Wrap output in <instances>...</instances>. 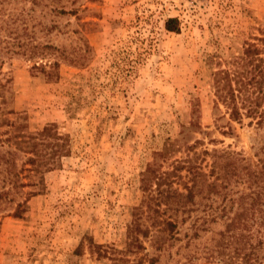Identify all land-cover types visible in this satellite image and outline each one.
<instances>
[{
	"label": "rangeland",
	"instance_id": "rangeland-1",
	"mask_svg": "<svg viewBox=\"0 0 264 264\" xmlns=\"http://www.w3.org/2000/svg\"><path fill=\"white\" fill-rule=\"evenodd\" d=\"M1 4L4 14L12 11L24 22L20 43L57 49L42 59L0 56L3 106L12 110L3 116L29 132L55 125L67 136L69 151L58 166L42 170L38 188H24L31 195L20 216L0 211V264H148L139 260L153 252L148 241L142 242L145 250H127L125 231L141 197L140 174L154 151L198 115L206 135L193 132L189 139L256 159L263 128L247 119L228 121L226 115L215 120L223 109L213 114L210 72L248 43L264 49V0ZM59 8L73 13H55ZM167 18L176 20V31L164 28ZM33 61L51 73L33 68ZM210 236L201 233L192 244L201 247ZM180 244L184 239L155 264H178L183 249L174 252Z\"/></svg>",
	"mask_w": 264,
	"mask_h": 264
},
{
	"label": "trees",
	"instance_id": "trees-1",
	"mask_svg": "<svg viewBox=\"0 0 264 264\" xmlns=\"http://www.w3.org/2000/svg\"><path fill=\"white\" fill-rule=\"evenodd\" d=\"M1 1L0 56L22 54L42 59L52 53L50 50L57 51L44 42L36 46L20 43L24 22L12 11L4 14ZM54 12L73 10L59 8ZM164 28L176 31V20L167 18ZM225 63L210 72L213 114L223 109L215 120L226 115L228 121L241 124L247 119V124L264 130V49L248 43L240 55ZM55 66L56 61L48 64L52 69ZM32 67L44 70V64L37 61ZM4 87L0 81V128L5 126L0 129V211L12 209L11 215L20 216L31 195L24 188H38L42 170L58 166L69 148L67 136L53 124L29 132L25 124L5 118L3 115L12 110L3 106ZM193 132L206 135L198 115L182 127L177 138L167 139L160 150L154 151L141 172V197L126 225L127 250H145L142 242L148 241L153 252H144L139 260L155 264L169 247L184 239L174 252L183 249L178 264H264V140L251 161L229 147L207 149L202 138L189 139ZM216 224L219 228L211 229ZM182 227L186 230L180 235ZM205 232L211 233L208 243L194 246L193 239ZM94 247L92 244L91 250ZM97 253L101 255L99 250Z\"/></svg>",
	"mask_w": 264,
	"mask_h": 264
}]
</instances>
